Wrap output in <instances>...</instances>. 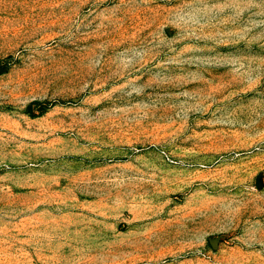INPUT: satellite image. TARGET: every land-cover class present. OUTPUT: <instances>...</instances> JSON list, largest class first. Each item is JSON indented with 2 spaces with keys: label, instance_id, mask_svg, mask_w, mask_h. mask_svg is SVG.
Masks as SVG:
<instances>
[{
  "label": "rangeland",
  "instance_id": "1",
  "mask_svg": "<svg viewBox=\"0 0 264 264\" xmlns=\"http://www.w3.org/2000/svg\"><path fill=\"white\" fill-rule=\"evenodd\" d=\"M0 264H264V0H0Z\"/></svg>",
  "mask_w": 264,
  "mask_h": 264
}]
</instances>
